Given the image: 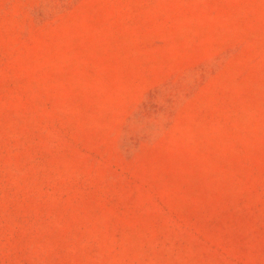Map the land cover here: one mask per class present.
<instances>
[{"label": "rangeland", "instance_id": "374dc122", "mask_svg": "<svg viewBox=\"0 0 264 264\" xmlns=\"http://www.w3.org/2000/svg\"><path fill=\"white\" fill-rule=\"evenodd\" d=\"M0 264H264V0H0Z\"/></svg>", "mask_w": 264, "mask_h": 264}]
</instances>
